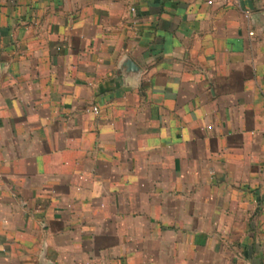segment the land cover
<instances>
[{"label":"crops","instance_id":"0c3cea01","mask_svg":"<svg viewBox=\"0 0 264 264\" xmlns=\"http://www.w3.org/2000/svg\"><path fill=\"white\" fill-rule=\"evenodd\" d=\"M0 264H264V0H0Z\"/></svg>","mask_w":264,"mask_h":264},{"label":"built area","instance_id":"2783aa9c","mask_svg":"<svg viewBox=\"0 0 264 264\" xmlns=\"http://www.w3.org/2000/svg\"><path fill=\"white\" fill-rule=\"evenodd\" d=\"M135 11H136V9H135V8H132V9H131V12H132V13H134ZM250 35H251V36H253L254 34H253V33H250ZM93 110H94V112H95L96 114H98V113H99V110H98V108H94Z\"/></svg>","mask_w":264,"mask_h":264}]
</instances>
